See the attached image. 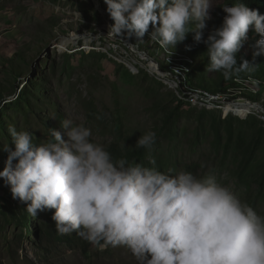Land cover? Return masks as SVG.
<instances>
[{
    "label": "rangeland",
    "instance_id": "1",
    "mask_svg": "<svg viewBox=\"0 0 264 264\" xmlns=\"http://www.w3.org/2000/svg\"><path fill=\"white\" fill-rule=\"evenodd\" d=\"M217 2L211 0L210 14ZM111 24L105 0H0V151L15 148L9 125L39 145L52 139L47 123L63 134L60 122L72 119L110 153L154 131L152 149L129 162L151 167L155 159L161 171L197 177L211 172L264 216V91L249 99L258 88L254 78L221 82L206 71L209 61L189 76L167 72V56L183 49L181 42L164 49L149 34L109 32ZM29 84L43 97L19 96ZM234 104L246 111L227 109ZM26 207L0 178L1 264H138L126 247L93 246L75 233L40 239L55 209L33 217Z\"/></svg>",
    "mask_w": 264,
    "mask_h": 264
},
{
    "label": "clouds",
    "instance_id": "2",
    "mask_svg": "<svg viewBox=\"0 0 264 264\" xmlns=\"http://www.w3.org/2000/svg\"><path fill=\"white\" fill-rule=\"evenodd\" d=\"M105 2L114 21L109 32L149 34L164 49L194 32L193 39L207 45L206 71H222L226 80L255 70L246 59L237 64L250 29L259 34L251 45L253 59L264 55V14L245 3L223 6L222 25L204 39L211 0ZM60 126L63 134L53 129L52 139L39 145L29 132L8 128L15 148L4 144L9 155L0 178L31 216L55 209L60 234L75 232L101 248L126 247L138 264H264V216L213 173L197 177L161 171L155 159L147 167L113 158L83 124L65 119ZM155 142L156 133L147 131L135 147L151 150Z\"/></svg>",
    "mask_w": 264,
    "mask_h": 264
},
{
    "label": "trees",
    "instance_id": "3",
    "mask_svg": "<svg viewBox=\"0 0 264 264\" xmlns=\"http://www.w3.org/2000/svg\"><path fill=\"white\" fill-rule=\"evenodd\" d=\"M216 2H217V0H216ZM237 2L245 3L248 5V7L252 8V9H256L261 14H264V0H218L217 3H214V8L210 14L211 19H209L207 21V28H206V30H204V39H207V36L209 35V33L213 29L218 28L222 25L223 19L226 15V13L223 10V6L232 5V4L237 3ZM151 31H152V28L150 26L149 33ZM193 37H194V32L188 33L186 39L181 42L184 45V48L183 49H176V50L172 49V50H175V52L183 53L182 60H180L179 63L184 65V67H185L184 71L186 72V74L188 76L192 75L197 70L201 69L204 65H208V63L210 62V58L207 57V45L205 43H203L202 41L197 43L193 39ZM248 37H249L248 40L245 42V44L243 45L241 50L237 53V64L239 65L240 63L243 62V60L246 59L250 63L256 64L255 70L251 73L242 72L239 74L238 77H233L232 79H228V80H226L224 78L222 71H219V72L213 71V72L217 73L219 81H221V82L229 81L232 86L239 84L238 81H240V79L245 80V79H247V77L254 78V80H253L254 84L258 86V88L256 90V95L254 96L252 94L251 95L248 94V97H249V99L256 101V99H258L256 97L258 95H261L264 91V55H261L259 57H256L255 59H253V55H252L253 49H252L251 45L255 42L256 39H259V34H256L252 29H250L249 33H248ZM198 59L200 60L199 64L197 62ZM204 81L205 80L203 78H199L197 80L199 85L203 84ZM212 82H214V81H212ZM24 87H25V85H24ZM213 87L220 89V91L227 89V87L221 86V83L213 84ZM38 93L41 95V97H43V95L41 94V88H39L37 86L33 87V86H31V84H29L26 89H24V88L20 89V95L19 96H21V97L25 96L26 97L27 94H32V95H34V97L37 98ZM36 109L37 108L35 107V110ZM52 127H54V126L47 123L46 128L48 129V132L50 135H51V130H53ZM138 139H131L132 145L126 149L120 150L119 148L113 147L112 152H111L113 158L126 157L128 161L130 159H136V161L143 159L148 150L145 148H136L135 147ZM8 155H9V153L7 151H5V150L0 151V171H3L4 168L6 167V161H7ZM234 156H235V159H237L238 156H240V154H234ZM237 160H235V161H237ZM16 162L17 161H14V163H16ZM263 180H264V175H263ZM53 214H54V212L52 210L49 213L51 221L53 223L52 226L49 229H45V231H43L42 235L38 233V236L40 237V239L48 238L50 233H53L56 237H60V238L64 237V235L60 234L56 229L55 221H53V219H52ZM28 215H30V214L28 213ZM34 233H35V230H34ZM68 237H69L68 239H70V240L74 239L73 237H70V236H68ZM0 264H1V262H0Z\"/></svg>",
    "mask_w": 264,
    "mask_h": 264
},
{
    "label": "built area",
    "instance_id": "4",
    "mask_svg": "<svg viewBox=\"0 0 264 264\" xmlns=\"http://www.w3.org/2000/svg\"><path fill=\"white\" fill-rule=\"evenodd\" d=\"M171 52L174 53V54L169 53L168 56H167V59H168L169 62H167L166 64L170 68V69H167V72H171L172 73L174 70H177V69H180V71L185 72L184 71L185 70L184 65H182L181 63H179L180 60H182L183 54H181L180 52H175V50H171ZM176 75L179 76L178 73Z\"/></svg>",
    "mask_w": 264,
    "mask_h": 264
},
{
    "label": "bare ground",
    "instance_id": "5",
    "mask_svg": "<svg viewBox=\"0 0 264 264\" xmlns=\"http://www.w3.org/2000/svg\"><path fill=\"white\" fill-rule=\"evenodd\" d=\"M74 40V39H73ZM92 41V40H91ZM65 43V42H64ZM92 44V43H91ZM67 45V43H66ZM64 46V45H63ZM247 106H245L244 104H234V105H231V106H228L227 109H230L232 111H238V112H245ZM255 109V108H254Z\"/></svg>",
    "mask_w": 264,
    "mask_h": 264
}]
</instances>
